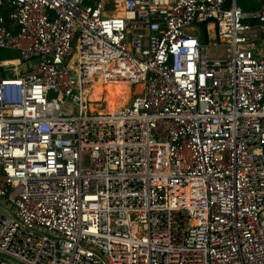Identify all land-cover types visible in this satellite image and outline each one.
Instances as JSON below:
<instances>
[{
	"label": "built area",
	"instance_id": "obj_1",
	"mask_svg": "<svg viewBox=\"0 0 264 264\" xmlns=\"http://www.w3.org/2000/svg\"><path fill=\"white\" fill-rule=\"evenodd\" d=\"M107 1L0 0V264H264V0Z\"/></svg>",
	"mask_w": 264,
	"mask_h": 264
},
{
	"label": "bare ground",
	"instance_id": "obj_2",
	"mask_svg": "<svg viewBox=\"0 0 264 264\" xmlns=\"http://www.w3.org/2000/svg\"><path fill=\"white\" fill-rule=\"evenodd\" d=\"M122 10L124 8V5L122 4ZM111 12L108 13L109 16H121L123 15L122 10H113L109 9ZM127 83H117L110 85L106 88H103L102 86H95L94 91L91 94L92 99H99L100 97L103 96V106L101 104L95 103L91 104L89 108L92 111L96 110H104V111H115L119 109L123 105V101L118 97L117 93L120 90V88L123 85H126ZM99 96V97H98ZM98 97V98H97ZM100 108V109H99Z\"/></svg>",
	"mask_w": 264,
	"mask_h": 264
},
{
	"label": "rangeland",
	"instance_id": "obj_3",
	"mask_svg": "<svg viewBox=\"0 0 264 264\" xmlns=\"http://www.w3.org/2000/svg\"><path fill=\"white\" fill-rule=\"evenodd\" d=\"M238 2L239 3H242V0H238ZM122 4H123V2H122V0H114V1H107L106 2V6H107V8H109V9H113V10H122ZM123 11V10H122ZM221 52H222V54L224 53V49L223 48H221V47H215V48H211V53L212 54H215L216 56H220V54H221ZM18 53V52H17ZM2 56H3V58H12V57H15L16 56V54H13V53H9V55L8 54H5V52H3V54H2ZM12 62H14V63H17V61H12ZM24 67H20L19 68V70H22ZM99 97V96H98ZM97 97V98H98ZM130 97H131V91L129 90V102H130ZM92 104V103H91ZM90 104V105H91ZM93 104H95V103H93ZM102 106H103V103H102ZM100 109V108H99ZM87 162H89L88 160H87Z\"/></svg>",
	"mask_w": 264,
	"mask_h": 264
},
{
	"label": "crops",
	"instance_id": "obj_4",
	"mask_svg": "<svg viewBox=\"0 0 264 264\" xmlns=\"http://www.w3.org/2000/svg\"><path fill=\"white\" fill-rule=\"evenodd\" d=\"M237 3L238 5H240L244 10H251V9H258L261 7V3L258 2L257 0H242V3H239L238 0H237ZM3 52H5V54H8L9 53H13V54H16L15 57H12V58H1L2 60H16L18 58V53L16 50H13V49H6V50H0V55L3 54Z\"/></svg>",
	"mask_w": 264,
	"mask_h": 264
},
{
	"label": "trees",
	"instance_id": "obj_5",
	"mask_svg": "<svg viewBox=\"0 0 264 264\" xmlns=\"http://www.w3.org/2000/svg\"><path fill=\"white\" fill-rule=\"evenodd\" d=\"M1 58L3 59L2 54H1ZM129 89H130L129 85L126 84L123 85L117 93L118 97L123 101V105H127L129 103Z\"/></svg>",
	"mask_w": 264,
	"mask_h": 264
},
{
	"label": "water",
	"instance_id": "obj_6",
	"mask_svg": "<svg viewBox=\"0 0 264 264\" xmlns=\"http://www.w3.org/2000/svg\"><path fill=\"white\" fill-rule=\"evenodd\" d=\"M0 59H1V55H0Z\"/></svg>",
	"mask_w": 264,
	"mask_h": 264
}]
</instances>
